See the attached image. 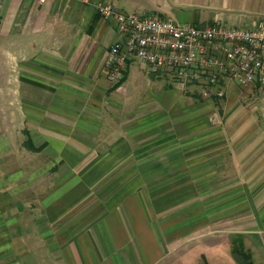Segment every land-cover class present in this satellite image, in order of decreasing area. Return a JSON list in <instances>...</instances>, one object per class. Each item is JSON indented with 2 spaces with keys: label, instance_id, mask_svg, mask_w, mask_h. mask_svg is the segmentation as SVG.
Masks as SVG:
<instances>
[{
  "label": "crops",
  "instance_id": "crops-1",
  "mask_svg": "<svg viewBox=\"0 0 264 264\" xmlns=\"http://www.w3.org/2000/svg\"><path fill=\"white\" fill-rule=\"evenodd\" d=\"M106 4L264 20V0H0V264H264V128L240 103L264 86L205 97L136 59L111 84Z\"/></svg>",
  "mask_w": 264,
  "mask_h": 264
},
{
  "label": "built area",
  "instance_id": "built-area-1",
  "mask_svg": "<svg viewBox=\"0 0 264 264\" xmlns=\"http://www.w3.org/2000/svg\"><path fill=\"white\" fill-rule=\"evenodd\" d=\"M100 12L114 17L120 37L107 53L111 84L124 78L127 62L147 64L150 73H170L174 78L203 89V95L224 97L232 81L243 87L264 86V20L253 29L181 25L171 19L127 14L112 4Z\"/></svg>",
  "mask_w": 264,
  "mask_h": 264
},
{
  "label": "rangeland",
  "instance_id": "rangeland-1",
  "mask_svg": "<svg viewBox=\"0 0 264 264\" xmlns=\"http://www.w3.org/2000/svg\"><path fill=\"white\" fill-rule=\"evenodd\" d=\"M174 86H175V89L178 88V85L176 84V82H175ZM0 92H2V91H0ZM1 95L2 94H0V97H1ZM240 103L243 105L242 108L245 109V113H244L245 115H252L253 114L255 117L258 118L257 119L258 122L256 123L255 127L256 128H260V127L264 128V119L260 115V114H262V109L264 108V106H263V104H264V89H261V90L259 89V90H256L255 92L240 96ZM226 114H227V111H226ZM220 125L223 127V129L229 130V129L234 128V127H228L229 124L226 122L225 117L223 118V121ZM224 175L225 174H222V176H224ZM261 217L258 219L260 227L264 226V216L261 215ZM228 222H229V218H223V225H224L223 228L229 227ZM226 257H227V259L234 260V258H233L234 256H232L231 254H228V256H226Z\"/></svg>",
  "mask_w": 264,
  "mask_h": 264
},
{
  "label": "trees",
  "instance_id": "trees-1",
  "mask_svg": "<svg viewBox=\"0 0 264 264\" xmlns=\"http://www.w3.org/2000/svg\"><path fill=\"white\" fill-rule=\"evenodd\" d=\"M234 257L239 262V264H253L251 261L250 254H247L243 249H238L234 252ZM201 264H209L206 259L203 260Z\"/></svg>",
  "mask_w": 264,
  "mask_h": 264
}]
</instances>
